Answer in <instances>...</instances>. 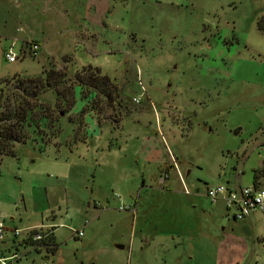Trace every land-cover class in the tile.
Segmentation results:
<instances>
[{
  "label": "rangeland",
  "instance_id": "rangeland-1",
  "mask_svg": "<svg viewBox=\"0 0 264 264\" xmlns=\"http://www.w3.org/2000/svg\"><path fill=\"white\" fill-rule=\"evenodd\" d=\"M263 15L264 0H0L8 87L68 55L69 77L90 64L118 90L41 93L49 117L0 156V251L43 226L55 252L20 244L18 264H264V220L241 226L206 193L264 165Z\"/></svg>",
  "mask_w": 264,
  "mask_h": 264
},
{
  "label": "trees",
  "instance_id": "trees-1",
  "mask_svg": "<svg viewBox=\"0 0 264 264\" xmlns=\"http://www.w3.org/2000/svg\"><path fill=\"white\" fill-rule=\"evenodd\" d=\"M256 27L264 31V15L257 19ZM70 60L68 55H63V66L43 68L42 74L34 77H20L18 74H13L12 78L15 82L12 87L7 86L6 79L0 78V156H14L15 144L24 143L27 140V129L32 125V115L36 109L39 108L38 110L43 112L39 119L49 117L45 107L39 106L37 102L41 93L46 90L54 91L60 101L69 103L72 101L74 83L80 87L88 85L109 101H116L117 86L107 75L101 73L99 67L87 64L69 77L65 65ZM263 176L264 165L254 170L253 185H256ZM51 230L47 241L52 244L49 251L53 253L57 245L53 228ZM22 241L25 244L27 240Z\"/></svg>",
  "mask_w": 264,
  "mask_h": 264
},
{
  "label": "built area",
  "instance_id": "built-area-1",
  "mask_svg": "<svg viewBox=\"0 0 264 264\" xmlns=\"http://www.w3.org/2000/svg\"><path fill=\"white\" fill-rule=\"evenodd\" d=\"M25 48L28 54L35 55L39 45L34 41H29L25 43ZM26 51H23L22 54H25ZM4 56L6 60L12 62L18 58L19 55L13 52L12 48L9 47L5 50ZM134 101L137 102L138 98H134ZM178 174L180 178H182L179 170ZM206 193L211 199H215L218 195H221L225 203V208L228 212L230 211L232 216L237 220L243 219L252 211H260L264 213V186L262 185L256 184L251 186H241L238 188H229L223 184H218L213 187H207ZM230 209H232V211ZM4 229V225L0 222V240L3 239ZM51 232V228L43 226L30 230L24 238L17 241L15 251H12L7 257L0 256V264H18L22 256L25 255L17 250V245L23 244V239L27 240L23 245H28L35 250L43 248L48 254L52 244L47 241V238ZM17 233L18 231L15 228L14 237H16ZM78 235H81V232H78ZM44 240L46 243H42Z\"/></svg>",
  "mask_w": 264,
  "mask_h": 264
},
{
  "label": "crops",
  "instance_id": "crops-1",
  "mask_svg": "<svg viewBox=\"0 0 264 264\" xmlns=\"http://www.w3.org/2000/svg\"><path fill=\"white\" fill-rule=\"evenodd\" d=\"M156 164H158V162L156 161ZM168 176V174H166V177ZM165 177V178H166ZM160 181H162L161 179H160ZM258 185H262V186H264V179H263V177H261L260 179H259V181H258V183H257ZM251 185H253V181H252V184ZM238 187H241L240 185H238V186H236V187H234V188H238ZM227 210V209H226ZM226 215L228 216V217H230L233 221H236L237 222V219H235L233 216H232V213L229 211H227L226 212ZM263 221L264 220V213H262V212H260V211H252V212H250L247 216H245L243 219H241V220H239V224L241 225V226H252V224H253V222H259V221ZM256 238L258 239V240H260L261 242H264V236L262 235V234H260L259 232L256 234ZM22 239V238H21ZM14 240V239H13ZM18 241H20V240H18ZM16 243L17 242H15V243H13V246H14V248H13V246H12V248H11V252L12 251H15V245H16ZM17 250L19 251V249H18V247H17ZM4 251V250H3ZM10 252V253H11ZM0 256H5V254L2 252V251H0ZM24 256V255H23ZM22 256V257H23ZM21 260V259H20Z\"/></svg>",
  "mask_w": 264,
  "mask_h": 264
},
{
  "label": "water",
  "instance_id": "water-1",
  "mask_svg": "<svg viewBox=\"0 0 264 264\" xmlns=\"http://www.w3.org/2000/svg\"><path fill=\"white\" fill-rule=\"evenodd\" d=\"M117 248H122L123 247V245H121V244H116L115 245Z\"/></svg>",
  "mask_w": 264,
  "mask_h": 264
}]
</instances>
